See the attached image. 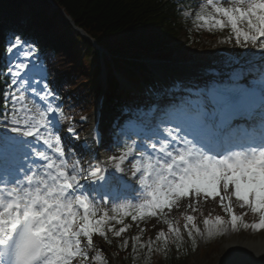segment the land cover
I'll list each match as a JSON object with an SVG mask.
<instances>
[{"label": "snow or ice", "instance_id": "6c2138e0", "mask_svg": "<svg viewBox=\"0 0 264 264\" xmlns=\"http://www.w3.org/2000/svg\"><path fill=\"white\" fill-rule=\"evenodd\" d=\"M196 18L213 28L230 29L240 47L258 45L264 51V0H234L230 6L207 0ZM6 52L10 63L0 112L6 127L0 133V264H96L103 249L94 238L109 244V233L121 238L128 231L126 218L136 222L163 216L168 232L179 238L180 229L167 215L185 199L192 207L201 199L219 197L233 229L243 222V215L234 214L235 202L259 217L245 227L264 229V112L258 126L244 122L253 117L257 101L264 105V91L258 94L256 88L264 90V71L246 84L245 76L257 70L234 67L225 81L198 90L195 100L164 113L158 122L153 117L146 138L111 156V167L98 160L85 165L77 157L69 168L57 119L63 115L60 97L46 79L30 76L37 48L15 35ZM67 132L79 139L74 128ZM126 165L130 177L124 174ZM138 192L144 193L142 203L120 202L135 200ZM185 220L191 236L194 217L186 215ZM227 223L220 216L204 220L213 230ZM141 239L133 238L134 252ZM156 241L167 243L164 231ZM128 245L124 240L121 247ZM142 246L154 250L151 240Z\"/></svg>", "mask_w": 264, "mask_h": 264}, {"label": "trees", "instance_id": "16d2710c", "mask_svg": "<svg viewBox=\"0 0 264 264\" xmlns=\"http://www.w3.org/2000/svg\"><path fill=\"white\" fill-rule=\"evenodd\" d=\"M188 7L187 1L177 0H0V112L4 111L8 83L4 62L5 42L10 33L33 42L40 55L46 59L49 73L59 78V86L73 107L69 111V119L75 122L90 110L95 94V91H91V81L88 83L89 67H78L75 60L80 57L82 49L92 54L94 63L97 62V56L93 47L79 36L76 38L78 43L71 39L63 40L65 31L70 29L63 14L111 56L114 67L124 65L131 72L138 65L136 60L166 59L170 55L168 48L182 39L186 45L198 41L204 34L207 35V43L220 39L218 30L206 32L199 31L194 25L190 26V20L184 16V10ZM97 74L96 67L91 77ZM142 101V98L120 92L115 82L109 83L106 105L110 109L121 112L127 105L147 108L145 103L141 104ZM218 208L228 219L225 211ZM254 216L250 211H245L243 220H250ZM129 220L126 218V223ZM170 220L174 226H180L182 221L188 223L180 215ZM195 222L194 219L191 223ZM162 231L167 236V243L153 240L154 250L151 252L142 246L149 241L142 225L121 238L110 234L111 244L104 240L103 244L115 253L121 264H188L181 240L168 232L166 224H163ZM136 236L142 239L141 246L134 252L131 246ZM124 240L129 241L127 248L121 247ZM96 246L103 249L101 256L106 264H112L106 249L99 244Z\"/></svg>", "mask_w": 264, "mask_h": 264}, {"label": "rangeland", "instance_id": "374dc122", "mask_svg": "<svg viewBox=\"0 0 264 264\" xmlns=\"http://www.w3.org/2000/svg\"><path fill=\"white\" fill-rule=\"evenodd\" d=\"M196 13L195 15L200 11L201 7H203L205 4H207V0H193ZM234 0H223V2H219L214 0V3L220 4L222 6H230ZM207 11H211V8L209 7ZM194 15V16H195ZM191 17L189 13H187V18ZM194 23H200L199 25H195L199 29H207L206 32L212 31V29L220 31V36L219 40L214 43H207V35L204 34L198 41L190 44V45H184L182 42L178 43L177 45H174L172 50L173 54L168 62L165 63H155V64H145L142 66V70L144 73L137 72L135 75L138 76V79H144L149 83V86L157 83L156 79L154 78V73L160 74L163 79L168 80V77L173 78V80H177L180 84H183V86L186 88L189 85L188 80L185 79L183 75H181L182 71H185L186 69L181 68L179 70H176L175 65H180L185 68H193L197 69V64L203 63V58L204 57H214L216 55L215 53V47L217 44L221 43L222 44H227V49L232 50L233 48H236L238 46L235 43V38L234 36H230V29L225 28V29H217L213 28L208 25H204L201 21H198L197 19L194 21ZM192 24V23H191ZM190 24V25H191ZM208 27V28H207ZM77 33L73 30H69L65 33V38H74ZM250 47H255L251 44L246 45L245 47H240V50H235L236 54L238 56L234 55L235 57H241L242 54H245L247 51H249ZM100 65H101V74L96 80L99 83V86L103 84L105 81L104 78H108V76L112 77V75L116 76V79L123 84L125 88H130L129 81L127 80V75L124 69H120L121 74L115 73L113 70L109 57L106 54H101L100 56ZM226 57V56H224ZM221 57L220 60L225 61V60H231V57ZM233 58L234 61H236ZM84 62V60H83ZM9 60H8V66H9ZM93 65V64H92ZM29 68L31 70H34L37 74L38 79H46L47 82L49 83L50 88L56 92L59 95L60 89L56 87V83L53 80H50L49 78L45 77V67L42 65V59L38 55V59H36L35 63H30ZM253 69L258 70V66H254ZM205 71V68L203 69V72ZM198 73H201V71H198ZM259 76V74H258ZM258 76L256 79H258ZM105 78V79H106ZM122 78V79H120ZM180 78V79H179ZM138 88L143 89V90H148L145 84L142 82L137 85ZM194 94V93H193ZM192 95V94H191ZM60 97V96H59ZM106 117L110 119L112 122H110L109 130L108 132L112 131L117 125H118V120L115 119L114 116H112L109 112L105 113ZM90 116L91 113L87 116H85V119H82L81 122L77 123L79 126V129L76 130L78 133L79 139H72L71 134L67 132V129L71 126L69 123L66 122H61L59 121L61 128H60V135L62 134H67L70 136L72 140H69L68 144H66V149L68 154H70L68 162H69V168L71 167L72 163L75 162L77 157H80L85 165L88 164L89 161L92 158L90 156H80L76 153V149L79 148V144L83 142V139L87 138V130L85 131V126H89L90 122ZM143 116V113H139L133 116L134 119L141 118ZM9 120L11 117L8 118ZM6 131V127L3 124V122H0V133ZM116 141V139H114ZM115 142H111L109 144V147L107 150L104 152L105 158L109 159L111 156L116 155L119 156L115 150L113 149V145ZM71 146L72 152L68 151V146ZM94 162V161H93ZM144 163V162H143ZM124 172L128 174V166H125ZM128 176H131V173L128 174ZM143 201H140L136 204L142 203ZM219 207L224 211L223 207L219 204V197L215 198L213 200L212 198H206V199H201L199 202H194L193 206L190 207L187 200H183L180 203V206L178 208L174 207L170 212H168L167 218L168 219H173L176 216L180 215V217H185L186 215L194 214L193 217L194 219H199L198 220V225H197V234H196V240H197V247L195 250L192 248L189 250V255H188V261L189 264H219L221 261H224L226 259V255L230 254L228 251L227 245L225 243L226 236L230 233L236 234L237 239L243 240H248L249 242L251 241V236L254 234V228L252 227H245V224L251 225L252 223L258 222V215L254 214V218L250 220H243V222H238L237 228L233 229L230 224V217L227 214V224L224 227H221L219 229L213 230L211 224L208 226H205L204 220L208 219L210 221H214L216 216L222 217V219L225 218L223 213L219 212ZM193 207L195 208V211L193 210ZM217 208V209H216ZM233 209H234V214L236 215H243L245 211H250L247 209H240L235 202H233ZM195 213H198L199 215H195ZM211 215L213 216L212 219H209L207 216ZM197 217V218H196ZM163 221L164 217L163 216H156V217H146L142 220L136 221V222H131L129 221L128 224V230L134 232L136 228L139 225H142L143 228L146 229L148 237L151 239L156 238L158 233L163 229ZM119 227V225H117ZM185 229L181 227L180 232L181 235L183 234L186 235ZM258 234L257 236L264 237V229L262 230H257ZM211 233V234H209ZM245 233L249 234V236H246ZM110 234V233H109ZM124 235V234H123ZM204 235L209 236L211 240H216L215 246L211 247L208 249V251H203L206 242L204 240ZM247 241V242H248ZM102 242L101 238H94V243H99ZM229 252V253H228ZM251 254V251L248 253L247 251L243 254V257L241 258V262L239 264H244L245 260L249 257ZM113 259V257H112ZM96 264H104L102 260L96 262Z\"/></svg>", "mask_w": 264, "mask_h": 264}, {"label": "bare ground", "instance_id": "6f19581e", "mask_svg": "<svg viewBox=\"0 0 264 264\" xmlns=\"http://www.w3.org/2000/svg\"><path fill=\"white\" fill-rule=\"evenodd\" d=\"M227 44L219 43L215 47V53L216 55L212 58L210 57H204L203 63L197 64L196 66H202V67H212L214 68L213 72L220 71L222 68H230L233 69L234 67L241 66L247 64V67H252L253 65H261L262 62H264V51L260 50L258 45L255 47H250L249 51H247L245 54H242L241 57H235L234 55L238 56L236 54L235 50H240V46H236V48H233L232 50L227 49ZM231 57V60H220L221 57ZM224 57V58H226ZM233 58L236 60L234 61ZM181 68H184L187 70V72H184L183 74L187 75L188 78H193L194 81H201L202 78H204V74H210V71H206L201 74H196L195 70L193 68H185L180 65H176V70H179ZM31 78L34 77V73L30 72ZM62 146L65 148V145L68 143L69 140H71L70 136L67 134H62ZM30 139V138H28ZM77 150L78 154H81L83 156L90 155V147L88 143L82 142ZM66 156L69 158V155L66 154ZM130 177V176H129ZM254 234L251 236V241L237 239L236 234H228L226 236L225 243L227 245L228 251L230 254L226 255V259L224 261H221L219 264H239L241 262V258L243 257V254L247 251L248 253L251 251L253 253L254 251H262L264 253V237L257 236L258 232L256 229H254ZM246 236H249V234L245 233ZM248 241V242H247ZM228 252V253H229ZM258 263H264L263 259H258Z\"/></svg>", "mask_w": 264, "mask_h": 264}]
</instances>
